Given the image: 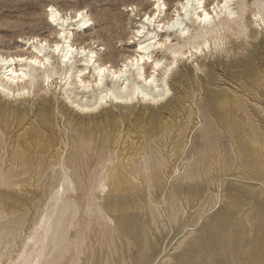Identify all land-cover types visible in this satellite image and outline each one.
I'll return each instance as SVG.
<instances>
[{
    "label": "rangeland",
    "instance_id": "obj_1",
    "mask_svg": "<svg viewBox=\"0 0 264 264\" xmlns=\"http://www.w3.org/2000/svg\"><path fill=\"white\" fill-rule=\"evenodd\" d=\"M152 1L0 0V50L15 55L23 39L55 36L50 6L65 18L85 10L94 25L78 43L96 39L102 63L120 68ZM163 1L166 23L179 0ZM252 4L245 36L230 41L243 43L239 52L212 44L185 58L195 74L216 58L242 65L187 83L173 112L96 125L62 103L60 79L25 97L0 94V264H21L54 208L64 245L48 264H264V47L261 35L247 39L259 28ZM41 95L55 98L40 106Z\"/></svg>",
    "mask_w": 264,
    "mask_h": 264
},
{
    "label": "bare ground",
    "instance_id": "obj_2",
    "mask_svg": "<svg viewBox=\"0 0 264 264\" xmlns=\"http://www.w3.org/2000/svg\"><path fill=\"white\" fill-rule=\"evenodd\" d=\"M250 1H253L254 10H257L254 16L259 28L250 30L247 39L261 35L257 45L263 48L264 0H213L210 4L212 8L208 7V0H179L176 5L178 10L166 23H162L159 18L167 4L163 0H153L156 6L153 9L154 16L144 18L142 27L135 31L132 44L136 45V50L132 56L125 59L122 68H115L114 63L108 61L102 63L103 55L95 51L98 48L96 39H91L89 44L78 43V33L86 37L87 31L94 25L85 10L77 11L73 19L70 16L65 18V15L58 12V8L50 6L48 12L51 14L47 22L55 36L50 34L52 37L46 40L38 39L37 36L23 39L26 49L18 51L15 55L0 50V94L13 98L25 97L38 86L37 89L41 92V86H51L60 79L61 87L64 88L62 103L76 108V114L93 115V123L96 125L125 122L130 116L173 112L184 104L181 94L187 83L203 84L213 68L215 71L228 72L233 67L242 65L241 57L236 65L228 63L235 62L232 58H216L206 63L200 73L195 74L185 58L187 61L189 58L198 60L201 57L199 55L204 53L205 49L211 48L212 44L231 43L229 51L242 47L243 43L230 41L247 32L245 11ZM137 5H132L128 10L137 11ZM152 23L153 30H150ZM54 25L57 27L54 28ZM193 31L196 33L193 34ZM97 38L99 40V37ZM52 39L55 41H51ZM102 50L107 49H99ZM147 69H150V72ZM204 88L206 93L211 92L206 85ZM171 92L173 93L170 94ZM54 96L41 95L39 105H50ZM108 103L110 106L107 107ZM138 103H141L140 106ZM21 109L20 106H15L12 111ZM55 210L56 208L46 217V222L36 229L35 236L27 242L26 247L29 246L30 250L26 255L22 254L21 264H48L49 256L57 247H63V236L59 232L63 216L57 214L55 221L51 222ZM38 231L42 232L41 236ZM48 248L50 253H47Z\"/></svg>",
    "mask_w": 264,
    "mask_h": 264
}]
</instances>
